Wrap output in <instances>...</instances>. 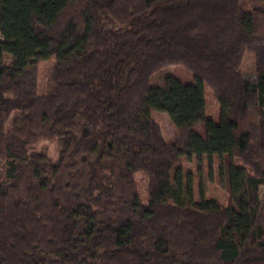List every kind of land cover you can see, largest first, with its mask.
Segmentation results:
<instances>
[{
	"label": "trees",
	"instance_id": "obj_1",
	"mask_svg": "<svg viewBox=\"0 0 264 264\" xmlns=\"http://www.w3.org/2000/svg\"><path fill=\"white\" fill-rule=\"evenodd\" d=\"M171 65L195 82L150 86ZM185 157L227 162L232 206L193 199ZM261 187L264 0H0V264H264Z\"/></svg>",
	"mask_w": 264,
	"mask_h": 264
},
{
	"label": "rangeland",
	"instance_id": "obj_2",
	"mask_svg": "<svg viewBox=\"0 0 264 264\" xmlns=\"http://www.w3.org/2000/svg\"><path fill=\"white\" fill-rule=\"evenodd\" d=\"M246 10H250L249 4L243 5ZM254 57L246 53L242 64V71L246 79L253 78ZM9 62V59L6 58ZM55 62L54 58L42 61L38 64L39 74V90L43 91L45 87L48 74ZM166 76H173L180 80L183 84H193V73L181 65H171L157 72L150 81V86H158L160 81ZM205 98L207 100L208 113L214 115L216 122L220 118V106L218 105L215 94L209 86H205ZM163 124L165 133L169 139L176 141L178 138V131L171 121L167 113L154 112ZM204 124L196 126V131L203 137L205 136ZM37 150L44 151L52 159L57 157V145L54 141H43L36 146ZM182 165L185 170L186 178L191 177V185L193 191V199L198 200L203 196L219 201L224 206H232L230 195V181L229 172L227 170L228 164L225 162L222 170L220 168L219 159L213 157L212 161L204 158L201 162L196 157L191 160L184 158ZM136 181L139 187L140 200L143 205L148 204V178L144 173L138 172L135 174Z\"/></svg>",
	"mask_w": 264,
	"mask_h": 264
},
{
	"label": "built area",
	"instance_id": "obj_3",
	"mask_svg": "<svg viewBox=\"0 0 264 264\" xmlns=\"http://www.w3.org/2000/svg\"><path fill=\"white\" fill-rule=\"evenodd\" d=\"M259 192L261 194L262 202L264 203V187H261L260 190H259Z\"/></svg>",
	"mask_w": 264,
	"mask_h": 264
},
{
	"label": "crops",
	"instance_id": "obj_4",
	"mask_svg": "<svg viewBox=\"0 0 264 264\" xmlns=\"http://www.w3.org/2000/svg\"><path fill=\"white\" fill-rule=\"evenodd\" d=\"M204 129H205V127H204Z\"/></svg>",
	"mask_w": 264,
	"mask_h": 264
}]
</instances>
